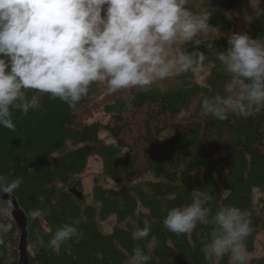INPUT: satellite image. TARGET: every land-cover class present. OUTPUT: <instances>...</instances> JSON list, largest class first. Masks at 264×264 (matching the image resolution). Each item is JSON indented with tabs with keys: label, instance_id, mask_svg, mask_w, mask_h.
<instances>
[{
	"label": "trees",
	"instance_id": "obj_1",
	"mask_svg": "<svg viewBox=\"0 0 264 264\" xmlns=\"http://www.w3.org/2000/svg\"><path fill=\"white\" fill-rule=\"evenodd\" d=\"M239 1L205 7L209 26L220 34L187 48L188 55L202 52L206 60L178 73L175 86L157 82L147 91L110 94L98 82L74 107L44 94L39 108L27 115L13 111L15 131L0 126V174L23 179L12 194L26 216L30 264H128L134 247L147 251L149 244V264H206L201 247L211 225L198 224L190 235L179 236L163 226L168 210L191 203L193 189L212 197L211 214L227 206L247 213L248 264H264V251L253 255L260 234L264 246V111L248 118L230 113L221 121L205 116L200 107L204 96L224 94L228 76L216 55L238 33L230 12ZM241 33L264 41V10ZM203 65H210L207 85L196 78ZM128 95L134 96L130 109ZM95 114L98 119L89 121ZM93 157L100 159L101 169L92 177L91 191L78 199L69 189L82 191L81 177ZM34 209L46 211L43 221H30ZM111 218L107 232L102 223ZM75 220L80 238L59 252L33 249L37 234L46 244L56 229ZM145 220L149 236L134 241L133 231ZM6 222L12 229L0 237V264H22L20 229L13 215ZM221 264H230L229 256Z\"/></svg>",
	"mask_w": 264,
	"mask_h": 264
},
{
	"label": "clouds",
	"instance_id": "obj_2",
	"mask_svg": "<svg viewBox=\"0 0 264 264\" xmlns=\"http://www.w3.org/2000/svg\"><path fill=\"white\" fill-rule=\"evenodd\" d=\"M189 0H0V126L15 131L13 111L27 115L40 106V98L74 107L88 96L90 88L106 82L114 94L133 89L147 91L175 73L202 65L204 53L192 57L174 50L177 41L196 43L209 27L208 18H196ZM226 51L217 52L228 80L223 93L200 101L205 116L226 120L230 113L248 118L264 111V41L247 33L228 37ZM32 92L29 95V92ZM130 109L134 96L124 98ZM0 174V194H12L22 184ZM191 203L167 211L163 226L176 235H190L197 225H211L202 241L206 264H248L245 241L251 221L237 207H222L215 214L207 206L211 196L199 189L190 193ZM11 201L0 199V237L11 231ZM31 220L43 221L46 211L34 209ZM80 221L65 223L45 244L36 235L34 250L59 252L62 245L80 238ZM151 225L132 233L134 241L149 236ZM2 242V241H0ZM153 245L147 251L132 250L128 264H149Z\"/></svg>",
	"mask_w": 264,
	"mask_h": 264
},
{
	"label": "rangeland",
	"instance_id": "obj_3",
	"mask_svg": "<svg viewBox=\"0 0 264 264\" xmlns=\"http://www.w3.org/2000/svg\"><path fill=\"white\" fill-rule=\"evenodd\" d=\"M219 1L222 0H193L191 2V7H188L190 10H196L197 12L193 15L196 18H205L208 14L203 13L202 11L205 10V7L207 5H217ZM206 3V5H205ZM264 10V0H240L239 3L233 7L232 11L230 12V15L234 19L236 23L235 32L241 33L245 31L249 25V22L251 19L260 11ZM220 30L216 26H209L208 29L200 34V36L197 37L196 43H188L183 44L179 41L176 42L174 45V50L176 51H184L186 54L187 48L191 45L198 44L199 42L209 39V38H216L219 36ZM210 72V65H203L200 68L197 69L196 78L197 81L201 85H207V78ZM178 73H175L171 77L163 80L158 81L159 85L162 87H173L178 83V80L175 78V76ZM104 89L107 90V84L106 82H101ZM98 116L95 114V116L89 121L97 120ZM101 169V161L97 157H93L88 162V169L85 172V174L81 177V186H82V192L83 193H89L91 191V180L94 174H97ZM114 221V218H111L108 221H105L102 223V227L105 231H110L112 227V223ZM264 251L263 246V235L260 234L257 238V246L256 251L253 255H259Z\"/></svg>",
	"mask_w": 264,
	"mask_h": 264
},
{
	"label": "water",
	"instance_id": "obj_4",
	"mask_svg": "<svg viewBox=\"0 0 264 264\" xmlns=\"http://www.w3.org/2000/svg\"><path fill=\"white\" fill-rule=\"evenodd\" d=\"M69 192L74 194L78 199L84 198V193L76 188L69 189ZM0 199L5 201H11L13 207V217L20 229L19 240V255L20 262L22 264H30L27 256V221L23 210L20 208L16 197L13 194H0Z\"/></svg>",
	"mask_w": 264,
	"mask_h": 264
}]
</instances>
